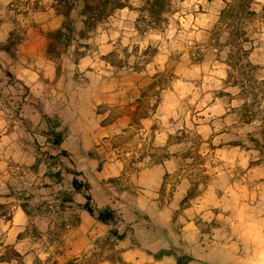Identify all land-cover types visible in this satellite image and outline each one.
<instances>
[{"label":"rangeland","instance_id":"1","mask_svg":"<svg viewBox=\"0 0 264 264\" xmlns=\"http://www.w3.org/2000/svg\"><path fill=\"white\" fill-rule=\"evenodd\" d=\"M169 1L165 22L154 25L144 11L145 0H126L130 12L119 19L130 24L117 27L122 38L87 72L75 62L96 52L98 45L90 39L99 28L113 27L117 10L86 25L83 0H52L64 19L61 28L45 33L53 68L50 74L38 72L30 84L13 74L8 58H16L28 27L22 25L18 8L0 3V261L129 264L120 246L126 236L137 244V223L123 216L129 204H136L128 196L140 193L136 181L142 170L175 150L179 174L165 176L160 200L154 201L161 209L169 208L165 216L154 217L168 242L160 258L173 263L191 258L171 242L186 220L193 219L200 240L205 235L214 240L213 229L222 224L231 228L212 214L208 220L187 211L224 167L214 151L210 126L228 131L222 141L242 144L246 150L238 177L247 178L248 164L264 167V0ZM108 81L114 93L109 100L98 88L94 96L100 104L81 103L78 93L84 84ZM113 123L115 134L100 132ZM161 129L175 131L170 139L175 150L160 146ZM59 132L64 139L56 145ZM215 143L220 144L219 139ZM257 177L258 184L263 182L264 171ZM180 178L191 183L174 211L170 204ZM74 179L82 183L81 190L74 188ZM85 184L96 210L116 212L114 223L103 224L84 210ZM254 187L264 203V187ZM139 204L149 213L157 209L149 198ZM17 211L27 220L14 233ZM136 214L143 228L154 225L149 217ZM82 215L88 220L83 222ZM19 242L28 258L16 256L14 243ZM190 243L185 241L188 248Z\"/></svg>","mask_w":264,"mask_h":264},{"label":"crops","instance_id":"2","mask_svg":"<svg viewBox=\"0 0 264 264\" xmlns=\"http://www.w3.org/2000/svg\"><path fill=\"white\" fill-rule=\"evenodd\" d=\"M0 3L3 6L10 5L13 8H18V11H21L19 16L22 25L28 27L24 40L16 52V58L11 57L10 59L8 57L13 74L25 84H30L32 78L36 80L38 72L41 73L44 70L50 74L53 62L48 57V39L45 33L47 30L61 28L64 22L63 16L54 10L52 0H0ZM127 12H130L127 11V8L117 10L112 16L113 23L111 25L113 27L99 28L90 39L98 45L96 52L82 56L75 62V66H78L80 70L90 72L92 68L99 65L98 61L103 62L101 57L110 54L119 38H122V32H119L117 27L123 28L130 24V22L119 19V17H125ZM7 27V24H3L1 28L6 30ZM36 66L38 67L36 68ZM111 83L108 81L99 85L94 82L84 84L78 93L81 103L94 106L100 104L94 96L98 88L106 91L103 96L109 100L114 95L111 92ZM176 122L177 118H174L171 125L174 126ZM101 131L112 132L113 134L116 131V124L101 127ZM174 132L172 129L160 130V135L157 138L160 140L161 147L167 145L170 150L174 148L175 145L170 144ZM210 134V137L213 138V144L216 146L214 151L224 167L220 168L216 175L217 178L207 186L201 196L198 197L194 208L188 210L187 213L200 214L201 217L208 220H211L209 218L212 214L213 218L217 220L231 223V228L227 229L222 224L213 229L212 238L214 240H210V236L207 235H205L204 240H200L201 233L193 219L186 220L187 224L179 229L180 233L178 232L176 238L172 239L171 242L184 249V252H188L193 258L187 264H264V203L258 200V192L254 187H264V181L259 184L256 181L261 178L257 177V174L263 176L264 167L261 164H248L245 174L247 178L238 177V171L245 167V158L248 156L246 150L242 144L230 145L226 143V140L222 141L229 135L228 131L216 132L210 126ZM217 139L220 142L218 145L215 143ZM178 160L175 150L165 160L142 170L141 177L136 181V185L140 187V193L136 198L128 196V201L131 203L134 199L136 204H129L128 212L126 211L123 216L126 222L137 223V225H133L137 230L135 235V239H137L135 243L137 244H131L129 237L126 236L120 240V246L124 248L122 252L124 261L129 264H177L167 257L160 258V250L165 249L168 242L163 237L160 220L154 221V217L160 219L161 215H166L169 208L161 209L156 205L158 202L155 203L154 201L160 200V187L165 176L179 174ZM190 183L187 178L179 179L177 188L173 193V201L170 204L174 211L180 208L182 201L187 196ZM148 198L152 201L151 205L157 207L153 213H149L148 209L139 204L141 199ZM136 213L149 217L154 225H146L143 228L140 226L141 222L136 221L138 219ZM88 218L87 215H82L83 222ZM26 220L24 212L17 211L12 220V232H20ZM81 228L83 227L81 226ZM186 240L191 242L190 248L185 245ZM14 244L15 250L28 258L29 255L24 250L23 245L20 242ZM230 249H238V253L232 254ZM240 250L243 251L240 252ZM0 264L23 263L0 261Z\"/></svg>","mask_w":264,"mask_h":264},{"label":"trees","instance_id":"3","mask_svg":"<svg viewBox=\"0 0 264 264\" xmlns=\"http://www.w3.org/2000/svg\"><path fill=\"white\" fill-rule=\"evenodd\" d=\"M84 7L82 15L86 18L85 24L87 25L90 21H95L99 23L105 20L107 17H110L112 13L119 9L128 8L126 0H83ZM170 1L169 0H145L144 11L147 13V18L150 20L151 24L161 25L165 22V14L169 12ZM65 17L68 16V13L63 14ZM62 35V31L57 33ZM9 51V50H7ZM64 137L62 133H55L54 144L60 145ZM73 186L76 190L82 189V183L77 179L73 180ZM85 189L87 193L85 194L86 203L84 204V210L94 217L97 221L103 224H112L118 217L116 212L111 208H105L103 210H96L92 205V196L88 193L90 186L85 184ZM123 238L124 235H121ZM16 256L21 257V254L15 251ZM193 258H188L187 260L178 259L177 264H187L192 261Z\"/></svg>","mask_w":264,"mask_h":264}]
</instances>
